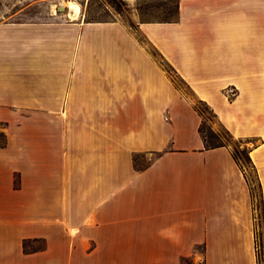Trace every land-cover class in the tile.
<instances>
[{
  "label": "crops",
  "instance_id": "0c3cea01",
  "mask_svg": "<svg viewBox=\"0 0 264 264\" xmlns=\"http://www.w3.org/2000/svg\"><path fill=\"white\" fill-rule=\"evenodd\" d=\"M136 29L0 18V264H259L264 0H177ZM194 101L255 141L252 180Z\"/></svg>",
  "mask_w": 264,
  "mask_h": 264
},
{
  "label": "rangeland",
  "instance_id": "374dc122",
  "mask_svg": "<svg viewBox=\"0 0 264 264\" xmlns=\"http://www.w3.org/2000/svg\"><path fill=\"white\" fill-rule=\"evenodd\" d=\"M67 2L79 4L80 15L76 20L84 22H121L129 27L139 38L136 23L139 22H170L175 20L177 13V0H0V18L11 21H72L71 8ZM177 87L187 95L188 89L175 78L168 69ZM194 107L201 117L200 130L206 141L217 144L230 145L233 152L240 157V164L252 180L250 166L243 154V147L254 144L255 141H241L234 139L225 129L216 126V121L205 104L194 101ZM214 125V129H212ZM1 128V127H0ZM4 143V137L0 132V145ZM135 166L142 168L149 163L147 158L137 156L134 159ZM38 243L34 248H42ZM30 249V248H29ZM201 250V249H198Z\"/></svg>",
  "mask_w": 264,
  "mask_h": 264
},
{
  "label": "trees",
  "instance_id": "16d2710c",
  "mask_svg": "<svg viewBox=\"0 0 264 264\" xmlns=\"http://www.w3.org/2000/svg\"><path fill=\"white\" fill-rule=\"evenodd\" d=\"M176 16H177V13H176ZM176 19V18H175ZM176 78V77H175ZM177 79V78H176ZM173 82L175 83L174 79H173ZM176 84V83H175ZM206 106V105H205ZM208 108V107H207ZM196 110V109H195ZM197 111V110H196ZM212 113V112H211ZM199 132L203 138V141L205 143V147L206 148H215V147H219V146H223V144H217V143H213V142H208L206 141V138L203 136L201 130H200V127H199ZM243 154L246 155V160L247 162L249 163V159L247 157V154H246V150L243 149ZM233 156L235 158V160L240 163V157L238 156V154L235 152H233ZM258 242H257V245H258V261H259V264H262L263 260H264V255L262 253V247H261V241L259 239V237L257 238Z\"/></svg>",
  "mask_w": 264,
  "mask_h": 264
},
{
  "label": "bare ground",
  "instance_id": "6f19581e",
  "mask_svg": "<svg viewBox=\"0 0 264 264\" xmlns=\"http://www.w3.org/2000/svg\"><path fill=\"white\" fill-rule=\"evenodd\" d=\"M66 5L71 8L70 18L72 20H76L79 17V15H80V7H79V4H76L74 2H67Z\"/></svg>",
  "mask_w": 264,
  "mask_h": 264
}]
</instances>
